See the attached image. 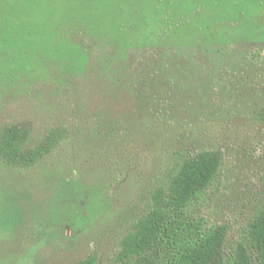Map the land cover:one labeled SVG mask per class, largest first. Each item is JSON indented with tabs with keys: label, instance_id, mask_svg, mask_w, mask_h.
<instances>
[{
	"label": "rangeland",
	"instance_id": "374dc122",
	"mask_svg": "<svg viewBox=\"0 0 264 264\" xmlns=\"http://www.w3.org/2000/svg\"><path fill=\"white\" fill-rule=\"evenodd\" d=\"M25 121L27 146L64 133L31 166L0 159V264H122L154 190L203 150L222 165L186 212L259 264L264 0H0V133Z\"/></svg>",
	"mask_w": 264,
	"mask_h": 264
},
{
	"label": "trees",
	"instance_id": "16d2710c",
	"mask_svg": "<svg viewBox=\"0 0 264 264\" xmlns=\"http://www.w3.org/2000/svg\"><path fill=\"white\" fill-rule=\"evenodd\" d=\"M30 130L27 121L6 126L0 133V159L10 165L31 166L45 157L64 133L53 129L37 145L27 146ZM222 159L218 150L198 152L184 160L168 189L154 190L153 207L120 242L118 260L122 264H130L132 257L147 251L153 256L162 253V264H251L245 243L239 242L231 250L224 248L226 226H208L205 219L192 218L186 212L190 202L204 197ZM249 238L258 263L264 264V210L252 222ZM96 260L92 254L76 264H96Z\"/></svg>",
	"mask_w": 264,
	"mask_h": 264
}]
</instances>
